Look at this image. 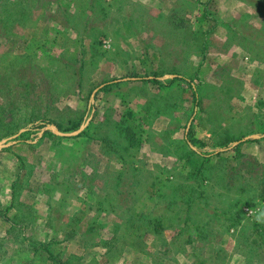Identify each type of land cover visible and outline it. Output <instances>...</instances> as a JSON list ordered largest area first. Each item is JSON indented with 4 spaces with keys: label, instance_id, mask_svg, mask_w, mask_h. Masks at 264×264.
<instances>
[{
    "label": "rangeland",
    "instance_id": "1",
    "mask_svg": "<svg viewBox=\"0 0 264 264\" xmlns=\"http://www.w3.org/2000/svg\"><path fill=\"white\" fill-rule=\"evenodd\" d=\"M262 147L264 0H0V264H264Z\"/></svg>",
    "mask_w": 264,
    "mask_h": 264
},
{
    "label": "trees",
    "instance_id": "2",
    "mask_svg": "<svg viewBox=\"0 0 264 264\" xmlns=\"http://www.w3.org/2000/svg\"><path fill=\"white\" fill-rule=\"evenodd\" d=\"M104 83H105V82H104ZM193 94H194V100H196L197 97L195 96V92H194ZM135 169H136V168H135ZM187 193H188V199H189V197H191V196H190V190H189V189H188V192H187ZM148 220H151V221H152L151 218H150V219L148 218Z\"/></svg>",
    "mask_w": 264,
    "mask_h": 264
},
{
    "label": "crops",
    "instance_id": "3",
    "mask_svg": "<svg viewBox=\"0 0 264 264\" xmlns=\"http://www.w3.org/2000/svg\"><path fill=\"white\" fill-rule=\"evenodd\" d=\"M257 151H258V150H256V152H257ZM263 151H264V147H262L261 150L258 151L257 153H258L259 155H262V154H264Z\"/></svg>",
    "mask_w": 264,
    "mask_h": 264
}]
</instances>
